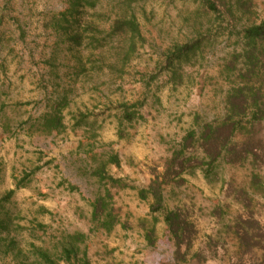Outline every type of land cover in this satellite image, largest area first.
I'll list each match as a JSON object with an SVG mask.
<instances>
[{
  "label": "rangeland",
  "instance_id": "1",
  "mask_svg": "<svg viewBox=\"0 0 264 264\" xmlns=\"http://www.w3.org/2000/svg\"><path fill=\"white\" fill-rule=\"evenodd\" d=\"M250 2L249 22H235L206 17L200 0H138L142 39L115 66L118 47L91 55L57 43L49 22L65 0H0V264H44L40 249L57 264H80L60 257L64 237L74 233L85 236L77 257L85 253L89 264H253L259 254L239 258L233 227L249 204L264 231V155L222 161L208 179L197 168L183 174L182 185L163 186L166 208H182L196 228L191 248L177 258L162 216L150 212L152 198L138 193L162 174L188 131L225 116L226 92L238 80L225 69L237 48L231 25L264 19V0ZM208 34L212 44L182 64V82L168 81L163 54ZM81 58L83 70L76 68ZM61 101L64 128L48 133L39 118ZM123 104L134 112L131 121L122 118ZM245 125L264 146V122ZM103 162L104 178L95 173ZM106 192L118 218L110 232L91 215L95 197ZM153 216L150 244L144 234Z\"/></svg>",
  "mask_w": 264,
  "mask_h": 264
},
{
  "label": "trees",
  "instance_id": "2",
  "mask_svg": "<svg viewBox=\"0 0 264 264\" xmlns=\"http://www.w3.org/2000/svg\"><path fill=\"white\" fill-rule=\"evenodd\" d=\"M138 0H65L66 8L53 15L50 19V27L54 30L57 43L63 44L67 49L77 50L85 48L93 55V51L107 47L117 48L118 64L126 63L136 50L138 41H141L139 24L135 13V4ZM202 10L206 17L213 14L225 15L233 21L248 22L253 15L250 0H200ZM230 35H234L237 46L225 65L227 77L230 75L238 80L226 92V114L219 120L201 124L199 130H190L183 137L181 143L172 152L166 162L161 175H156L150 184L138 191L141 199L152 198L150 212L160 213L167 226L171 239L176 248V258L179 257L181 248L190 249L196 237V228L187 212L182 208H166L164 205V185L180 186L185 182L183 174L192 173L199 168L204 177L208 179L217 165L222 161L237 164L248 158L257 162L263 158L264 146L262 141L254 137L253 132L245 125L255 126L264 122V19L258 23L242 24L237 28L231 25ZM210 34L199 35L188 41L176 42L163 54V70L170 76L168 81L181 83L183 80L180 72L182 64L192 61L207 46L212 44ZM116 43V45H115ZM99 62V57L94 60ZM102 64H105L102 62ZM89 62H93L92 59ZM101 64V65H102ZM98 65V67H101ZM109 67L114 68V64ZM76 68L83 70L82 58L77 61ZM116 69V67H115ZM236 74H234V73ZM60 105H62L60 107ZM64 102H57L49 112L40 118L41 127L48 133L60 131L64 128L61 114ZM122 118L131 121L134 112H129L126 105H122ZM82 119H78L79 121ZM245 134V139L237 136ZM109 162L118 163V159L112 156ZM105 163L96 170V175L103 176ZM104 178V176L102 177ZM114 184L120 180L109 177ZM258 177L254 175V183ZM113 184V185H114ZM109 192L98 195L92 202V220L107 232H110L117 224L118 218L112 207L109 206ZM245 216H239L234 223V234L237 238V249L240 259L245 254L259 256L253 264H264V231L260 223L254 218L249 204H245ZM145 228V238L152 244L155 241L154 222ZM3 228V224L0 228ZM229 228H232L229 226ZM84 234L74 233L64 237L61 244V259L71 261L76 259L80 264H89L86 254L78 258L79 243L84 239ZM257 250H260L259 253ZM38 256L44 264H57L52 256L39 250ZM183 257V256H181Z\"/></svg>",
  "mask_w": 264,
  "mask_h": 264
}]
</instances>
